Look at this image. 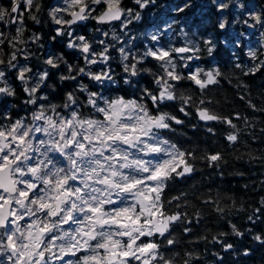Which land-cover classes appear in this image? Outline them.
<instances>
[{
  "label": "snow or ice",
  "instance_id": "snow-or-ice-1",
  "mask_svg": "<svg viewBox=\"0 0 264 264\" xmlns=\"http://www.w3.org/2000/svg\"><path fill=\"white\" fill-rule=\"evenodd\" d=\"M23 2L27 8L34 4V0ZM152 2L136 0L141 9ZM98 5H103L104 10L95 15ZM188 6L185 3L177 11L183 12ZM217 6L223 10L228 4L220 0ZM19 9L20 0H12L10 13L0 8V21L9 15L10 23L20 25L16 35L7 40L14 49L10 58H0V96L16 95L7 81V72L12 69L24 85L26 103L36 107L27 119H13L8 112L0 116V264H193V252H185L183 261L179 253L165 255L170 250L166 245L177 244L175 228L183 224V232L191 234L190 225L201 214L197 212L190 218L184 210L188 206L186 193L166 197L172 181L197 171L198 157L196 149H182L168 138L175 132L174 125H182L184 120L163 109L172 106L169 102L179 100V112L187 116L188 108L194 107L201 121L227 125L230 131L225 139L235 147L242 133L235 121H243L246 127L254 124L239 112L220 116L210 107L213 101L205 93L220 83L224 73L219 68H197L187 75L178 71L177 61L189 67L187 61L199 59L200 44L189 39L180 47L171 42L161 45V34L157 32L151 34L153 43L143 53L133 51L131 40L118 48L125 83L130 77L151 71L142 66L150 58L159 66L158 73L153 74L156 89H142L139 97L130 98H105L98 92H88L86 105L78 103L74 92H67L62 105L40 103L47 99L38 92L50 72H34L18 60L23 49H18L17 43H28L22 39L23 16L17 15ZM36 9L39 12L41 6L36 4ZM48 15L58 26L56 36H68L67 47L78 49L86 66L101 64L104 70L92 72L90 67H74L63 55L48 56L44 64L55 69L64 64L69 74L61 75L62 81L75 80V71L96 82L114 83L109 49L115 45L100 40L101 50L94 51L87 37L76 36L73 28L81 21L95 19L100 25L119 21L124 31L140 19V13L123 8L121 0H61ZM31 18L39 23L35 15ZM249 20L253 21L250 26L264 27V13L251 12L244 23L248 25ZM226 25L227 21H221L218 26L224 29ZM167 28L171 30L172 24ZM181 33L187 37L183 29ZM102 35L107 37L109 33ZM112 36L115 41L121 39L115 32ZM39 39L38 35L31 37L32 42ZM4 43V34L0 33V45ZM202 43L211 56L215 45L210 39ZM248 55L259 61L256 51L250 50ZM235 67L245 76L254 75L264 68V62L252 67L237 63ZM185 80L198 87L199 98L178 91ZM78 90L88 91L84 85ZM247 103L257 110L251 100ZM85 107L89 109L87 114ZM259 111L264 112V108ZM207 132L214 134L215 129L209 127ZM199 159L207 161L209 167H219L224 157L215 151ZM203 203L214 205L217 213L225 211L211 196ZM173 206L175 211L171 210ZM232 230L243 235L235 225ZM255 239L264 243L261 235ZM222 246L225 250L233 248L230 243ZM248 252L245 249L244 255Z\"/></svg>",
  "mask_w": 264,
  "mask_h": 264
},
{
  "label": "trees",
  "instance_id": "trees-1",
  "mask_svg": "<svg viewBox=\"0 0 264 264\" xmlns=\"http://www.w3.org/2000/svg\"><path fill=\"white\" fill-rule=\"evenodd\" d=\"M218 2L220 0H153L141 9L136 1L121 0L123 8L140 13V19L134 20L126 30H121L119 21L100 25L89 19L75 25V35L87 37L93 44L94 51L101 50L98 43L100 40L115 45V48L109 49V67L115 81L113 83L96 82L75 71L72 73L76 76L75 80L62 81L60 76L69 74L65 65L61 64L59 69L50 68L44 64L48 56L63 55L68 64L86 69L90 67L92 72L103 71L104 66H86L81 52L67 47L69 37L56 36L55 23L48 13L57 4L60 5L61 0H34L31 8H25L21 0L17 15L23 16L22 39L28 43H17L16 47L23 49L18 53V60L21 64L27 63L34 72L49 70L50 77L38 92V96L47 99L40 103L62 105L65 102V94L74 92L78 103L86 105L88 92H98L105 98H130L139 97L142 89H156L153 74L158 73L159 66L150 58L142 66L151 71L130 77L129 82L125 83L126 73L123 71L118 52L119 47L127 46L125 41L131 40L133 51L137 53H143L151 46L153 42L150 36L157 32L161 34V45H167L169 42L174 46L184 45L189 39L199 43V59L187 61L189 67H183L181 62L177 61L178 71L187 75L197 68L205 71L219 68L224 73L223 78L219 84L210 86L205 93L213 101L210 107L220 116H230L235 112L248 116L254 127H246L243 121H235L242 133L240 142L232 147L225 139L230 131L227 125L219 121H199L194 107H189L190 115L185 116L179 112V100L169 102L172 106L163 109L184 120V124L174 125L175 132L168 134V138L182 149H196L198 157L195 161L197 171L190 177L172 181L166 190V197L186 193L188 206L184 210L189 213L190 218L195 217L197 212L201 214L198 219H193L190 225L191 234L183 232V224L175 228L173 237L177 244L174 247L166 245L170 250L165 255L179 253V259L183 261L185 252H193L196 256L193 264H264V243L255 239L257 235L264 237V112L259 111L264 108V68L254 75L245 76L235 67L237 63L252 67L258 62H264V27L258 25L247 33V27L242 24L243 11L251 2L258 6V13H264V0H222L228 4L223 10L218 8ZM185 3L189 6L183 12L177 11ZM36 4L41 6L39 12ZM237 5L238 9L235 8ZM11 7L12 0H0V8L10 13ZM102 7L104 6H96L95 14ZM236 13H239L240 18ZM32 15L37 17L39 23L31 18ZM9 20L10 16L6 15L5 19L0 21V33L4 34L5 39V43L0 45V58L4 60H8L14 51L7 40L16 35V28L20 26L10 23ZM173 21L175 23H172ZM221 21H227L224 29L218 26ZM168 24H172L171 30L167 28ZM181 29L187 33V37L181 33ZM125 31L127 35L124 34ZM103 32H108L109 35L105 37ZM113 32L121 37L119 41L113 39ZM33 35H38L39 41L32 42ZM208 39L215 45L211 56L202 43ZM250 50L259 54V61H253L249 57ZM15 77L16 71L9 69L7 81L16 95L0 96V116L8 112L13 119H27L36 106L26 103L28 97L23 91L24 85ZM80 85L86 86L88 91L80 92ZM178 91L186 96L192 95L194 99L201 95L198 87L188 80L180 82ZM249 100L256 104L257 110L248 107ZM84 111L87 114L89 109L85 107ZM209 127L215 129L214 134L207 132ZM215 151L221 152L224 157L219 167H209L207 161L199 159L205 153ZM209 196L218 200L225 208L223 213H217L214 205L203 203ZM171 210L175 211V206ZM249 217L252 219L249 220ZM232 225L243 235H236ZM228 243L232 244L233 248L225 250L222 245ZM245 249L249 250L248 255H244Z\"/></svg>",
  "mask_w": 264,
  "mask_h": 264
},
{
  "label": "rangeland",
  "instance_id": "rangeland-1",
  "mask_svg": "<svg viewBox=\"0 0 264 264\" xmlns=\"http://www.w3.org/2000/svg\"><path fill=\"white\" fill-rule=\"evenodd\" d=\"M21 1V0H20ZM58 0H54V2H57ZM133 1H136V0H133ZM24 3V2H23ZM59 4H57V6H58ZM24 6H25V4H24ZM235 8H237L238 9V5L235 7ZM251 12H256V13H258V6L256 5V3L255 2H251L250 4H249V7L247 8V9H244V11H243V14H242V16L244 17V19H243V21H242V24L245 26V27H247L246 28V32L247 33H249L250 31H252L253 29H255V28H257L258 27V25H256V26H250L252 23H253V21H251V20H249V24L248 25H246L245 23H244V21L246 20V19H248V14L249 13H251ZM236 16L238 17V18H240V16H239V13H236ZM58 26L55 24V28H57ZM258 41V40H257Z\"/></svg>",
  "mask_w": 264,
  "mask_h": 264
},
{
  "label": "water",
  "instance_id": "water-1",
  "mask_svg": "<svg viewBox=\"0 0 264 264\" xmlns=\"http://www.w3.org/2000/svg\"><path fill=\"white\" fill-rule=\"evenodd\" d=\"M104 10V7H102L95 15H99L100 12H102ZM95 23H97V21L95 19H92ZM83 21L79 22V23H82ZM116 22V21H114ZM112 23V22H111ZM180 46H183V45H177L176 47H180ZM198 118V117H197ZM199 121H201L199 118H198ZM203 122V121H201Z\"/></svg>",
  "mask_w": 264,
  "mask_h": 264
},
{
  "label": "flooded vegetation",
  "instance_id": "flooded-vegetation-1",
  "mask_svg": "<svg viewBox=\"0 0 264 264\" xmlns=\"http://www.w3.org/2000/svg\"><path fill=\"white\" fill-rule=\"evenodd\" d=\"M53 264H55V262H53Z\"/></svg>",
  "mask_w": 264,
  "mask_h": 264
}]
</instances>
